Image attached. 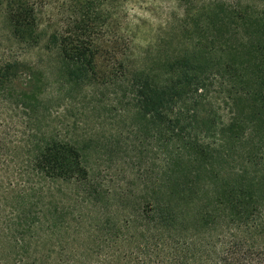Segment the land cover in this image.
<instances>
[{
    "label": "trees",
    "instance_id": "1",
    "mask_svg": "<svg viewBox=\"0 0 264 264\" xmlns=\"http://www.w3.org/2000/svg\"><path fill=\"white\" fill-rule=\"evenodd\" d=\"M176 1L191 16L184 23L193 50L160 67L137 60L126 41L127 0H0V15L13 39L58 59L56 91L114 87L158 125L163 181L151 211L263 235L264 0ZM36 72L0 60V264H74L80 253L51 250L50 231L61 243L67 219L92 215L89 202L110 191L94 177L81 139L52 127L44 91L54 83ZM259 246L242 255L263 260Z\"/></svg>",
    "mask_w": 264,
    "mask_h": 264
},
{
    "label": "rangeland",
    "instance_id": "2",
    "mask_svg": "<svg viewBox=\"0 0 264 264\" xmlns=\"http://www.w3.org/2000/svg\"><path fill=\"white\" fill-rule=\"evenodd\" d=\"M127 1L130 32L126 41L133 43L137 60L160 67L173 54L193 50L194 35L184 23L190 24L191 16L181 3ZM7 59L33 66L39 78L42 72L51 75L54 84L44 92L53 114L52 127L81 139L94 177L104 191H110L89 202L96 205L92 215L83 212L77 221L67 219L69 227L61 230V243L58 231L51 229V250L62 246L66 256L77 250L81 257L74 264H264V257L248 261L242 255L249 248L250 255L258 252L259 245L264 248V234L222 223L206 226L153 210L158 204L151 199L161 196L163 181L161 130L142 113L129 109L125 91L114 87L56 91L58 59L40 47L13 39L0 15V60ZM64 189L76 200L74 186ZM87 203L78 204L86 207ZM77 227L80 237L75 236ZM64 264L72 263L65 259Z\"/></svg>",
    "mask_w": 264,
    "mask_h": 264
}]
</instances>
